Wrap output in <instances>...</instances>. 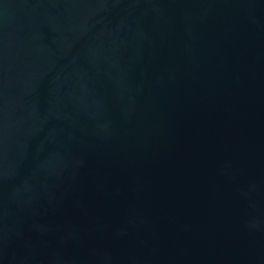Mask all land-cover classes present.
Instances as JSON below:
<instances>
[{"label":"water","instance_id":"1","mask_svg":"<svg viewBox=\"0 0 264 264\" xmlns=\"http://www.w3.org/2000/svg\"><path fill=\"white\" fill-rule=\"evenodd\" d=\"M0 264H264V0H0Z\"/></svg>","mask_w":264,"mask_h":264}]
</instances>
